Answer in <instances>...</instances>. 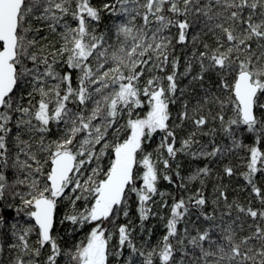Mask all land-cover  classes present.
<instances>
[{
    "label": "snow or ice",
    "instance_id": "1",
    "mask_svg": "<svg viewBox=\"0 0 264 264\" xmlns=\"http://www.w3.org/2000/svg\"><path fill=\"white\" fill-rule=\"evenodd\" d=\"M0 264H264V0H0Z\"/></svg>",
    "mask_w": 264,
    "mask_h": 264
}]
</instances>
